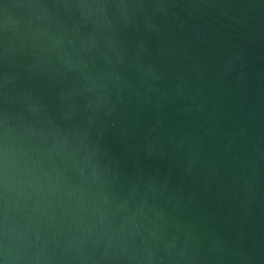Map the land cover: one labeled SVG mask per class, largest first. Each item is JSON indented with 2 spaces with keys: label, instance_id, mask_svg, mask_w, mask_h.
<instances>
[{
  "label": "water",
  "instance_id": "water-1",
  "mask_svg": "<svg viewBox=\"0 0 264 264\" xmlns=\"http://www.w3.org/2000/svg\"><path fill=\"white\" fill-rule=\"evenodd\" d=\"M0 264H264V0H0Z\"/></svg>",
  "mask_w": 264,
  "mask_h": 264
}]
</instances>
